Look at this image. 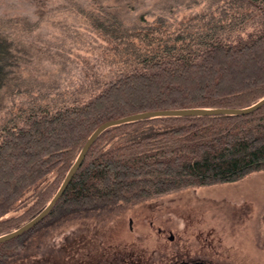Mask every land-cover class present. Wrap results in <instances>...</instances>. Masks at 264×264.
I'll list each match as a JSON object with an SVG mask.
<instances>
[{"label": "trees", "instance_id": "obj_1", "mask_svg": "<svg viewBox=\"0 0 264 264\" xmlns=\"http://www.w3.org/2000/svg\"><path fill=\"white\" fill-rule=\"evenodd\" d=\"M19 1L26 6H0V237L48 206L103 123L264 98V0ZM49 52L47 76L26 73L34 53ZM261 170L264 106L110 126L49 215L0 244V264L16 262L35 233L67 217Z\"/></svg>", "mask_w": 264, "mask_h": 264}, {"label": "rangeland", "instance_id": "obj_2", "mask_svg": "<svg viewBox=\"0 0 264 264\" xmlns=\"http://www.w3.org/2000/svg\"><path fill=\"white\" fill-rule=\"evenodd\" d=\"M0 6L23 8L26 3L0 0ZM49 53L42 59L34 53L26 73L47 76L45 67L54 58ZM149 130L141 129L136 137ZM124 141L123 135L116 143ZM184 258L264 264V170L234 182L190 186L67 217L35 233L27 253L12 264H177Z\"/></svg>", "mask_w": 264, "mask_h": 264}, {"label": "water", "instance_id": "obj_3", "mask_svg": "<svg viewBox=\"0 0 264 264\" xmlns=\"http://www.w3.org/2000/svg\"><path fill=\"white\" fill-rule=\"evenodd\" d=\"M263 106H264V98L261 101H259L257 104L251 107H248V108H237V109L235 108H230V109H227V108H217V109L190 108V109L156 110V111H147V112L132 114V115L120 118V119L110 120V121L103 123L88 138L76 162L73 164L70 171L68 172L62 186L60 187L58 192L55 194L51 202L48 204V206L39 215H37L36 217L28 221L26 224H24L17 230L1 236L0 244L10 241L16 237H20L24 235L28 231L35 228L39 223H41L49 215V213L52 211V209L56 205L57 201L64 194L72 178L75 176L76 172L81 167L91 146L98 140V138L102 135V133L106 129H108L110 126L124 124L127 122L139 121V120L152 118V117H158V116L186 117V116H207V115H219V114L246 115L254 111H257ZM171 239H173V236H171Z\"/></svg>", "mask_w": 264, "mask_h": 264}, {"label": "flooded vegetation", "instance_id": "obj_4", "mask_svg": "<svg viewBox=\"0 0 264 264\" xmlns=\"http://www.w3.org/2000/svg\"><path fill=\"white\" fill-rule=\"evenodd\" d=\"M177 264H216V263H213V262H205L203 260H196V261H193L189 258H184V259H181Z\"/></svg>", "mask_w": 264, "mask_h": 264}]
</instances>
